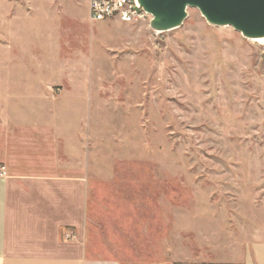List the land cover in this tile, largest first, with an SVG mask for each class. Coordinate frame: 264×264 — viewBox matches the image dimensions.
<instances>
[{"label":"rangeland","instance_id":"obj_1","mask_svg":"<svg viewBox=\"0 0 264 264\" xmlns=\"http://www.w3.org/2000/svg\"><path fill=\"white\" fill-rule=\"evenodd\" d=\"M87 6L0 0V122L54 128L64 163L78 152L95 255L264 264V42L195 9L158 33Z\"/></svg>","mask_w":264,"mask_h":264},{"label":"crops","instance_id":"obj_2","mask_svg":"<svg viewBox=\"0 0 264 264\" xmlns=\"http://www.w3.org/2000/svg\"><path fill=\"white\" fill-rule=\"evenodd\" d=\"M2 120L0 264H124L85 242L87 168L78 152L64 163L54 128Z\"/></svg>","mask_w":264,"mask_h":264},{"label":"water","instance_id":"obj_3","mask_svg":"<svg viewBox=\"0 0 264 264\" xmlns=\"http://www.w3.org/2000/svg\"><path fill=\"white\" fill-rule=\"evenodd\" d=\"M151 16L150 27L162 33L178 28L187 10L195 9L205 22L230 27L248 40L264 38V0H138Z\"/></svg>","mask_w":264,"mask_h":264},{"label":"built area","instance_id":"obj_4","mask_svg":"<svg viewBox=\"0 0 264 264\" xmlns=\"http://www.w3.org/2000/svg\"><path fill=\"white\" fill-rule=\"evenodd\" d=\"M87 18L90 23L119 21L135 24L151 19L139 5L138 0H88ZM5 176L0 168V177Z\"/></svg>","mask_w":264,"mask_h":264},{"label":"bare ground","instance_id":"obj_5","mask_svg":"<svg viewBox=\"0 0 264 264\" xmlns=\"http://www.w3.org/2000/svg\"><path fill=\"white\" fill-rule=\"evenodd\" d=\"M256 41H259L260 43H261V42H264V38H263V39H258V40H256Z\"/></svg>","mask_w":264,"mask_h":264}]
</instances>
